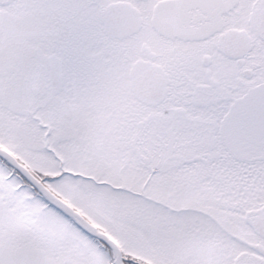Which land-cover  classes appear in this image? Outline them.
I'll return each instance as SVG.
<instances>
[{
	"label": "snow or ice",
	"instance_id": "snow-or-ice-1",
	"mask_svg": "<svg viewBox=\"0 0 264 264\" xmlns=\"http://www.w3.org/2000/svg\"><path fill=\"white\" fill-rule=\"evenodd\" d=\"M0 264H264V0H0Z\"/></svg>",
	"mask_w": 264,
	"mask_h": 264
}]
</instances>
